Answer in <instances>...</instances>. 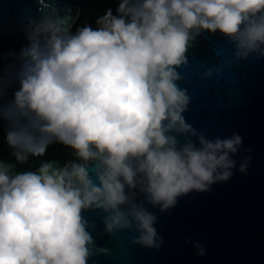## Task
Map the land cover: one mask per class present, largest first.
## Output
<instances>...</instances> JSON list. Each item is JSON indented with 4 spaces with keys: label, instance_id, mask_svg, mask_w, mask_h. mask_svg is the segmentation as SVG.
Returning <instances> with one entry per match:
<instances>
[{
    "label": "clouds",
    "instance_id": "9594fccd",
    "mask_svg": "<svg viewBox=\"0 0 264 264\" xmlns=\"http://www.w3.org/2000/svg\"><path fill=\"white\" fill-rule=\"evenodd\" d=\"M95 23L73 32L49 5L29 21L8 104L0 73V119L16 163L54 143L73 155L34 171L0 161V264H88L94 241L82 213L90 209L107 214V233L135 229L134 243L159 249L157 217L135 190L163 212L233 175L242 137L197 135L183 116L190 99L177 69L205 31L228 38L237 60L264 57V0H119L115 15L106 9ZM177 135L199 146L179 145Z\"/></svg>",
    "mask_w": 264,
    "mask_h": 264
},
{
    "label": "water",
    "instance_id": "95a60500",
    "mask_svg": "<svg viewBox=\"0 0 264 264\" xmlns=\"http://www.w3.org/2000/svg\"><path fill=\"white\" fill-rule=\"evenodd\" d=\"M49 5L71 27L81 11L76 0H0L4 104L19 89L15 79L9 86L8 73L20 67L18 57L28 45L29 21H39ZM234 52L235 45L228 38L205 31L190 42L188 62L177 69L181 76L177 83L190 99L183 116L197 135L224 139L237 133L242 137V145L232 157L236 167L231 178L211 185L209 191L182 195L174 207L163 212L136 189V201H143L157 217L154 227L163 240L159 249L134 243L139 235L135 229L107 233L103 210L83 211L94 241L88 264H264V57L237 60ZM209 69L212 75L205 76ZM176 138L179 145L191 139L199 146L197 137ZM249 157L246 171H239ZM196 243L203 256L197 254L201 249Z\"/></svg>",
    "mask_w": 264,
    "mask_h": 264
},
{
    "label": "rangeland",
    "instance_id": "374dc122",
    "mask_svg": "<svg viewBox=\"0 0 264 264\" xmlns=\"http://www.w3.org/2000/svg\"><path fill=\"white\" fill-rule=\"evenodd\" d=\"M76 1L83 2L87 6L90 15L89 25H91L93 28L97 27L95 21L98 17L102 16L105 13L106 9L111 8L113 14L115 15L119 3L118 2L117 4H114L112 1L109 0H76ZM7 128H8V122L6 120L0 119V161H3L5 163L7 162V160L8 162H12V160L14 159V157L12 156V149L8 146L6 142ZM53 150L59 151L64 154L67 152V147H65L60 143H54L48 147L47 153ZM45 156L40 158L31 157L28 165L23 169V171L25 170L34 171L39 166L40 161L45 160Z\"/></svg>",
    "mask_w": 264,
    "mask_h": 264
},
{
    "label": "trees",
    "instance_id": "16d2710c",
    "mask_svg": "<svg viewBox=\"0 0 264 264\" xmlns=\"http://www.w3.org/2000/svg\"><path fill=\"white\" fill-rule=\"evenodd\" d=\"M109 1H112L114 4H117L119 2V0H109ZM79 3L81 5V11L76 21L74 22L73 26L71 27V30L73 32H75L76 29L81 26H84L86 24L89 25L90 15L88 8L83 2H79ZM30 159L31 157H29V160L26 164L16 163L15 158L12 160V162H8L7 160L6 163L15 165V170L21 172L28 165ZM71 159H73V155H72V150L70 148H67V152L64 154L59 151L53 150V151H49L45 156V160L57 161L61 165H63L66 161Z\"/></svg>",
    "mask_w": 264,
    "mask_h": 264
}]
</instances>
